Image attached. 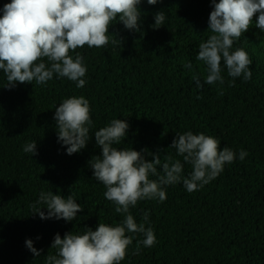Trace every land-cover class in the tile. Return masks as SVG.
Returning a JSON list of instances; mask_svg holds the SVG:
<instances>
[{
    "label": "trees",
    "instance_id": "1",
    "mask_svg": "<svg viewBox=\"0 0 264 264\" xmlns=\"http://www.w3.org/2000/svg\"><path fill=\"white\" fill-rule=\"evenodd\" d=\"M6 3L10 0H0V10ZM212 7L211 0H158L155 5L142 0L141 31L113 21L108 45L76 50L87 68L83 88L54 74L44 85L33 81L9 89L3 87L7 81L0 70V264H45V256L56 252L50 248L56 233L63 238L66 232L95 230L98 223H122L124 216L114 212L105 186L89 166L101 152L95 131L113 119L129 124L126 137L114 147L153 153L159 149L161 163L164 155L181 160L184 177L191 165L168 148L177 134L204 133L218 139L221 148L248 152L197 191L189 193L181 181L165 188L163 202L145 199L130 207L137 223L149 213L145 226L153 229L157 242L151 248L141 244L139 254H133L143 235L126 233L133 243L120 264H264V32L254 16L249 30L233 44V50L242 48L251 59L250 80L235 78L230 87L232 78L222 61L225 84L208 85L205 65L196 57L200 43L211 34ZM158 11L166 19L153 28ZM111 34L123 39L122 46L111 43ZM75 54L70 52L73 58ZM188 62L191 71L184 67ZM193 71L202 88L196 87ZM73 96L89 101L93 125L86 147L68 155L57 141L53 117L55 108ZM33 141L38 154L31 156L23 148ZM42 191L65 199L71 195L83 211L70 222L42 220L30 207ZM44 206L38 205L46 213ZM26 238L42 250L39 257L27 249Z\"/></svg>",
    "mask_w": 264,
    "mask_h": 264
},
{
    "label": "clouds",
    "instance_id": "2",
    "mask_svg": "<svg viewBox=\"0 0 264 264\" xmlns=\"http://www.w3.org/2000/svg\"><path fill=\"white\" fill-rule=\"evenodd\" d=\"M158 0H147L155 5ZM142 0H10L3 5L0 15V70L7 83L3 86L14 88L17 83L44 85L56 78H66L76 82L77 88L85 86L87 68L84 57L77 52L85 45L88 48H103L110 42L109 26L113 21L122 22L130 31H141ZM208 28L210 35L201 42L196 59L206 68L205 83L225 84L221 62L227 71L230 87L234 79H251V59L242 48L233 50L234 41L249 30L256 16L255 25L264 32V0H211ZM164 11L154 14L153 28L165 22ZM111 43L122 46L123 39L111 34ZM75 52V57L70 55ZM184 67L192 70L191 62ZM196 87L202 88L199 75L193 71ZM223 95V90L219 92ZM201 97H197L200 99ZM89 101L84 96L64 99L54 112L57 141L65 147L68 155L79 153L90 139L93 125ZM129 124L124 119H113L109 125L95 131V143L100 147V155L92 157L89 166L93 177L101 182L106 191L105 198L115 205L114 212L122 214V223L110 226L98 223L95 230L86 227L82 234L66 232L63 238L54 235L50 248L55 254L45 256V264H120L127 255L133 237L126 233H140L143 239L137 242L133 254H139V246L153 247L157 238L153 229L145 225L149 213H143V222L137 223L130 214L141 200H166L165 188L182 181L191 193L214 180L224 170L226 164L248 155L246 150L237 154L229 147H220V141L204 133L193 134L186 131L177 134L168 146L176 155L192 167L188 177L182 175L184 164L164 155L161 163L160 150L149 152L133 148H117L127 134ZM23 151L37 155L36 141L24 145ZM151 156L147 159L145 153ZM158 167L160 171H158ZM156 177V179H150ZM45 205L47 212L38 205ZM32 214L40 219H63L73 221L83 207L71 195L65 199L52 191L39 194L38 200L30 205ZM36 239H40L39 236ZM25 246L39 257L40 249L34 247L32 239H25Z\"/></svg>",
    "mask_w": 264,
    "mask_h": 264
}]
</instances>
